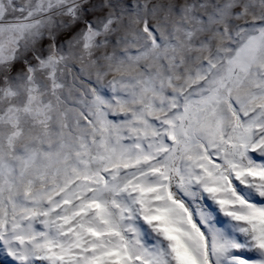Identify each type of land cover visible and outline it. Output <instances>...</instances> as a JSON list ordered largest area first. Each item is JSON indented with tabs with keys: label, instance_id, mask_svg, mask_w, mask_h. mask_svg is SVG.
Masks as SVG:
<instances>
[{
	"label": "snow or ice",
	"instance_id": "1",
	"mask_svg": "<svg viewBox=\"0 0 264 264\" xmlns=\"http://www.w3.org/2000/svg\"><path fill=\"white\" fill-rule=\"evenodd\" d=\"M0 264H264V0H0Z\"/></svg>",
	"mask_w": 264,
	"mask_h": 264
}]
</instances>
